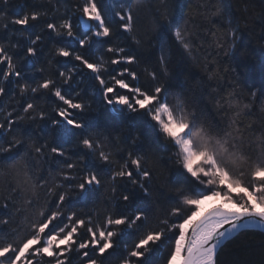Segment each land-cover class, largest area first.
Segmentation results:
<instances>
[{"label":"trees","instance_id":"trees-1","mask_svg":"<svg viewBox=\"0 0 264 264\" xmlns=\"http://www.w3.org/2000/svg\"><path fill=\"white\" fill-rule=\"evenodd\" d=\"M83 2L84 0H9L4 5L0 0V9L5 10L8 17L15 18L32 11L47 13L38 21L30 22L32 26L26 29L11 24L8 29H4V21H0V44H4L13 56L17 70L22 73L19 85L27 83L35 87L42 78L56 80L62 92L87 106L77 116L86 125L84 134L99 137L106 145L105 150L112 151L114 159L120 163L127 158V151L143 153L149 150L150 145L153 152L167 155L161 153L154 143L155 133L143 114L129 113L127 109L120 110L119 106L114 109L106 105L98 82L90 70L70 57L55 55L57 47L70 46V50L80 51L92 63L101 59L110 61L113 57L112 53L105 51L109 42L94 40L90 46L81 50L71 38L57 37L46 29L45 22L59 24L63 19H70L74 30L78 34L82 33L83 26L77 27L81 16L77 7L82 6ZM217 3L227 6V15L211 16ZM97 5L112 28L111 45L123 47L127 54L137 58L134 64L122 65L135 71L138 76L135 81L128 77L130 85L145 89L154 87L157 83L169 86L170 101L176 95H182L189 109H194L198 117H202L220 134L232 132L233 135H238L236 130L239 129L243 133V140L238 141L242 151L253 158L260 155L264 150V144L260 143L264 139V0H97ZM244 8L248 9L247 13ZM129 9L133 16L131 33L119 28L121 22L116 16L117 12L125 14ZM184 20L189 21L188 28L192 34V56L185 53L171 35L172 28L176 24L182 25ZM245 20L248 22L247 27L244 26ZM168 21H172L171 26H168ZM229 21L233 26L239 24L241 28V39L231 51L228 50L229 42L225 36ZM214 32L215 36L212 35ZM35 34L42 36V40L36 45L37 55L25 59L24 49L30 45ZM136 40L140 43H136ZM218 42L223 47L218 46ZM17 44L19 47H13ZM162 53L167 61V76L163 75L159 62ZM49 60L52 61L51 64ZM74 66L72 80L69 84H63L62 79L58 78V71L67 72ZM107 67L111 71L118 66L109 63ZM0 70H6V65H0ZM153 71L157 73V81H153L149 75ZM102 75L106 80L109 79V73ZM0 85L6 89V94L0 97V122L10 112L15 119L17 113L23 114L22 107L32 102L37 105V111L42 110L46 114V119L22 121L14 126L17 132L23 133L25 139L30 137L37 143L47 142L50 146L62 147L66 152V157L55 156L48 150L44 156H37L34 152H26L21 148L18 153L0 157V220H8V224H0V243L4 239L18 241L29 234L30 224L41 219L39 212L47 210L56 201V195L49 194V188L54 184H62V190L69 193L63 206L65 213L74 211L84 219L91 216L93 224H103L109 214L116 216L123 213L131 216L137 210L145 213L146 220L137 222V226L131 230L125 227L122 235L114 238L118 241L115 249L109 250L103 257H94L98 264H120L127 254L126 249H130L145 231L163 227L160 221L167 216L171 204L176 203L174 191L168 192L167 198L160 197L157 192L164 177L156 173L148 182L153 193L151 197H143L140 190L126 178H117L113 182L110 177L118 167L117 164L104 165L95 155H89L84 161H80L79 157L87 150L79 145V135L72 131L60 132L52 127L51 119L56 118L55 109L58 105L63 106L62 102L43 90L36 94L29 91L22 95L16 77H10L8 81L0 78ZM251 91L256 92L255 98L251 97ZM233 92L237 94L241 105H251V110L235 118V122L231 109L226 105H217V101L223 105L224 99ZM80 131L76 130L77 133ZM136 136L140 140L136 145H131L130 138ZM8 139L10 136L4 137L5 142ZM120 148L124 151H119ZM67 162L76 163L77 168L67 169ZM146 167H152L151 160ZM86 168L97 171L101 185L86 193H79L74 185ZM62 173L75 175L77 180L67 181ZM175 175V165L167 163L164 166V176L171 178ZM38 184L42 186H36ZM59 191L61 189H57ZM124 194L130 195L129 201L122 200ZM4 204L8 207H3ZM170 220L181 222L176 218ZM171 236L172 233H167L158 244L152 245L143 264H167L172 247ZM262 244V232H241L221 250L219 264H264ZM88 251L90 255L93 254L91 249ZM66 255L70 264H82L80 255L75 250ZM35 260L37 264H55V259L47 256L36 257ZM2 264L9 262L3 259Z\"/></svg>","mask_w":264,"mask_h":264},{"label":"snow or ice","instance_id":"snow-or-ice-1","mask_svg":"<svg viewBox=\"0 0 264 264\" xmlns=\"http://www.w3.org/2000/svg\"><path fill=\"white\" fill-rule=\"evenodd\" d=\"M8 2L9 0H2L4 5ZM77 11L81 13L77 27L83 26L82 33L78 34L74 30L70 19H63L59 24L45 22L46 29L55 33L57 37L71 38L81 50L90 46L94 40L109 42L105 51L112 53L113 57L110 61L101 59L92 63L80 51L70 50V46L57 47L55 55L70 57L78 61L83 68L90 70L94 74L95 81L98 82L106 105L114 109L119 106L120 110L127 109L129 113L143 114L155 133L154 143L158 145L161 153L167 155L153 152L150 145L149 150L143 153L127 151V158L123 163L115 160V154L105 150L106 145L99 137L93 138L84 134L86 125L77 116L83 113L87 106L62 92L56 80L42 78L35 87L27 83L19 85L22 73L17 70L13 56L9 54L4 44H0V65H6V70H0V78L8 81L10 77H16L22 95L29 91L36 94L43 90L50 92L62 102L63 106L58 105L55 109L56 118L51 119V125L57 131H72L73 134L79 135V145L87 150L79 157L80 161H84L89 155H95L104 165L117 164L118 167L112 171L110 179L114 182L117 178H126L131 185L140 190L143 197L152 196L148 182L156 173L164 177V182L157 188L160 197L167 198L168 192L176 193V203L171 204L167 216L160 221L163 227L145 231L130 249H126L127 254L121 259L120 264H143L146 254L152 250L151 246L158 244L167 233H172L170 237L172 247L167 264H219L221 250L242 231L260 229L264 234V150L255 158L246 154L238 145V141L243 140V133L239 129L236 130L238 135H233L232 132L220 134L214 131L202 117L197 116L194 109H189L182 95H176L173 101H170L169 86L163 83H157L148 89L130 85L128 77L135 81L138 80V76L135 71L122 65L134 64L137 58L127 54L125 48L111 45L113 31L98 8L97 0H84L82 6L77 7ZM244 12L247 13L248 9L244 8ZM227 14V6L220 3L214 5L211 11V16L214 17H223ZM42 15L46 16L47 13L32 11L12 18L8 17L5 10L0 9V21H4V29H8L9 24L26 29L32 26L30 22L38 21ZM116 16L121 22L119 28L131 33L132 11L129 9L125 14L117 12ZM165 19L167 20L166 13ZM188 23V20H184L182 25L176 24L172 28L171 35L175 43L192 56V34ZM247 23L245 20V27ZM171 25L172 21H168V26ZM240 33L239 24L233 26L229 21L225 33L229 42V51L237 47L241 39ZM212 35L215 36L216 33ZM41 40L42 36L35 34L30 45L24 49L23 58L35 57L36 45ZM135 42L140 43L139 40ZM218 46L223 47V44L218 42ZM159 62L163 75L167 76V61L163 53L159 57ZM51 63L52 61L49 60V64ZM109 63L118 67L110 71L107 67ZM74 72L75 66L67 72L58 71V78L62 79L63 84H69ZM102 73H109V79L106 80ZM149 75L153 81L158 80L155 71ZM5 94V87L0 85V97ZM250 95L255 98L257 94L251 91ZM217 105L219 107L226 105L233 111V122L235 118L251 110L249 103L243 105L239 103L235 92L229 93L223 105L220 101H217ZM22 113H17L15 119L12 118L11 112L7 113L4 121L0 122V157L13 152L18 153L21 148L26 152H34L37 156H44L45 151L48 150L55 156L66 157L62 147L50 146L47 142L37 143L30 137L23 138V133L17 132L14 126L22 121H34L37 118L44 120L46 114L42 110L37 111V105L32 102L22 107ZM76 130L81 131L77 133ZM5 136H10L7 142L4 141ZM139 140V136L130 138L131 145H136ZM260 143L264 144V139ZM119 151L123 152L124 149L120 148ZM149 160H151V168L146 167ZM169 162L176 167L175 177L164 176V166ZM66 167L69 170L75 169L77 164L67 162ZM63 175L67 181L77 180L75 175ZM100 185L101 179L97 171L86 168L79 175L74 187L79 193H86ZM63 187L62 184H54L49 188V194H55L57 199L50 208L39 212L41 219L30 224L29 234L26 237L18 241L4 239L0 243V264L3 259L9 264H37L35 258L44 256L54 258L55 264H70L66 254L73 250L80 255L82 264H98V260L94 257H103L109 250L115 249L118 241L114 238L121 236L125 227L131 230L137 226V222L147 219L145 213L140 210L131 216L123 213L116 216L109 214L103 224H93L91 216L87 219L80 218L74 211L66 214L63 206L69 193L63 191ZM57 189L61 191L57 192ZM112 190L115 192V188ZM218 198L222 201L220 205L202 213L201 205ZM122 200L129 201L130 195L124 194ZM3 207L7 208L8 205L4 204ZM170 218H176L181 222H173ZM0 224L6 225L8 220L2 219ZM261 247L264 248V244Z\"/></svg>","mask_w":264,"mask_h":264},{"label":"rangeland","instance_id":"rangeland-1","mask_svg":"<svg viewBox=\"0 0 264 264\" xmlns=\"http://www.w3.org/2000/svg\"><path fill=\"white\" fill-rule=\"evenodd\" d=\"M222 203V201L218 198L215 201H207L205 204L201 205L202 213L206 212L212 207L218 206Z\"/></svg>","mask_w":264,"mask_h":264},{"label":"water","instance_id":"water-1","mask_svg":"<svg viewBox=\"0 0 264 264\" xmlns=\"http://www.w3.org/2000/svg\"><path fill=\"white\" fill-rule=\"evenodd\" d=\"M213 208V207H212ZM212 208H210V209H212ZM209 209V210H210ZM209 210H207L206 212H208ZM206 212H204V213H206ZM249 230H255V231H260L261 232V230L260 229H249ZM242 232H244V231H242Z\"/></svg>","mask_w":264,"mask_h":264}]
</instances>
